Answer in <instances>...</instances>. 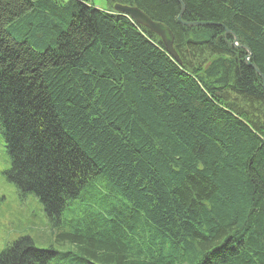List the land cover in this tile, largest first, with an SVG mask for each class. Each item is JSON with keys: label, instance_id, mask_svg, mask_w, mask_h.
<instances>
[{"label": "trees", "instance_id": "1", "mask_svg": "<svg viewBox=\"0 0 264 264\" xmlns=\"http://www.w3.org/2000/svg\"><path fill=\"white\" fill-rule=\"evenodd\" d=\"M65 1L0 0L4 177L63 246L20 237L0 264H264V0ZM98 198L67 232L68 203Z\"/></svg>", "mask_w": 264, "mask_h": 264}, {"label": "rangeland", "instance_id": "2", "mask_svg": "<svg viewBox=\"0 0 264 264\" xmlns=\"http://www.w3.org/2000/svg\"><path fill=\"white\" fill-rule=\"evenodd\" d=\"M89 3L94 5L100 10H106L108 4L106 0H87ZM184 8L179 10L178 18L180 22L190 25H184L187 28H193L195 26H202L200 21L185 22L180 17L183 16ZM177 19V18H176ZM247 64V62H246ZM264 88V83L262 84ZM3 143L5 140L3 137V142L0 139V210L5 206L4 213L8 214L9 223L5 224V229L0 227V252L7 247L11 248V245L20 237H28L33 240V243L38 249H48V239L46 234L50 232H56L55 228L49 222L44 207L42 203H38L34 196H29V203H26L25 195L15 193L13 185L5 179V171L8 168L7 155L3 148ZM82 204H76L77 199L72 200L68 203L66 210L62 212L59 220L60 222L66 224V231L69 232V224L67 221L75 219L84 220L94 219L97 217L89 209L87 204L95 203L97 208H100L102 204L107 202V199L98 200L93 199V201L84 199L80 200ZM93 204V205H95ZM11 217V219H10ZM2 215H0V219ZM45 227H50V232ZM176 227V225H175ZM174 227V228H175ZM173 230V228H172ZM174 231V230H173ZM7 239V242L4 240ZM47 242V243H46ZM56 249H61L63 246L54 242L52 244ZM53 263H55V258L53 257ZM34 264V263H32Z\"/></svg>", "mask_w": 264, "mask_h": 264}, {"label": "water", "instance_id": "3", "mask_svg": "<svg viewBox=\"0 0 264 264\" xmlns=\"http://www.w3.org/2000/svg\"><path fill=\"white\" fill-rule=\"evenodd\" d=\"M125 14L128 15L132 20H134L140 26H143V27L147 28L148 30H150L151 32L160 36L161 40H163V44L166 45V47H167L166 48L167 51L176 58V54L171 48V43H172V35L171 34L172 33L169 30V28H167L164 24L153 22L150 19V17H148L146 14H144L143 12H141L137 8H130V9L126 8ZM181 23L184 25H190V24H185L183 22H181ZM202 25H205V23H202ZM243 48L246 50L248 55H250L249 50L245 47H243ZM245 60L248 64L249 63L248 62L249 56H247Z\"/></svg>", "mask_w": 264, "mask_h": 264}, {"label": "bare ground", "instance_id": "4", "mask_svg": "<svg viewBox=\"0 0 264 264\" xmlns=\"http://www.w3.org/2000/svg\"><path fill=\"white\" fill-rule=\"evenodd\" d=\"M126 8L130 9V8H132V6L131 5L119 4V3L113 5V10L114 11H116L117 13L123 14L125 16H126V14H125ZM247 65H250L260 75L258 69L254 65H252V64H247Z\"/></svg>", "mask_w": 264, "mask_h": 264}]
</instances>
